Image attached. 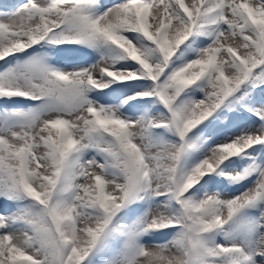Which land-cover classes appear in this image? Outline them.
I'll use <instances>...</instances> for the list:
<instances>
[{"label":"snow or ice","instance_id":"obj_1","mask_svg":"<svg viewBox=\"0 0 264 264\" xmlns=\"http://www.w3.org/2000/svg\"><path fill=\"white\" fill-rule=\"evenodd\" d=\"M3 7L0 264H264V0Z\"/></svg>","mask_w":264,"mask_h":264},{"label":"rangeland","instance_id":"obj_2","mask_svg":"<svg viewBox=\"0 0 264 264\" xmlns=\"http://www.w3.org/2000/svg\"><path fill=\"white\" fill-rule=\"evenodd\" d=\"M9 2V1H12V3H15L16 2V0H0V2H4V3H6V2ZM101 2L103 3L104 2V0H101ZM2 11H5V8H0V12H2ZM18 103H22V101H18Z\"/></svg>","mask_w":264,"mask_h":264}]
</instances>
